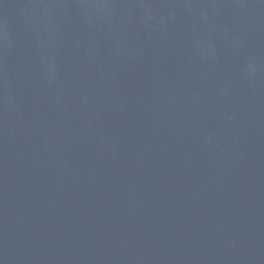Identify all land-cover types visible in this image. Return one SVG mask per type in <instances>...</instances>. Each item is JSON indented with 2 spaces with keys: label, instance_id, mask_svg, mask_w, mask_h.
Listing matches in <instances>:
<instances>
[{
  "label": "water",
  "instance_id": "water-1",
  "mask_svg": "<svg viewBox=\"0 0 264 264\" xmlns=\"http://www.w3.org/2000/svg\"><path fill=\"white\" fill-rule=\"evenodd\" d=\"M0 264H264V0H0Z\"/></svg>",
  "mask_w": 264,
  "mask_h": 264
}]
</instances>
